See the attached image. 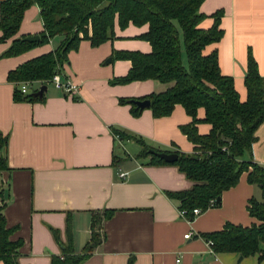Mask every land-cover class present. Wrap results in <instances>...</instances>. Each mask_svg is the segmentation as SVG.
<instances>
[{"label":"crops","instance_id":"1","mask_svg":"<svg viewBox=\"0 0 264 264\" xmlns=\"http://www.w3.org/2000/svg\"><path fill=\"white\" fill-rule=\"evenodd\" d=\"M198 11L205 16L198 24L201 30L210 29L213 14L221 12V38L206 46L203 54L216 52L220 74L232 79L243 102L248 51L264 78V0H203ZM146 31V25L119 29L115 22L111 40L97 47L80 41L62 67L63 78L76 87L70 95L47 84L40 100L19 101L14 99L17 83L7 80L20 65L56 49L61 36L20 55L0 58V136L7 139V171L0 173V181L7 184L2 215L5 226L12 229L9 239L20 243L18 264H50L51 257L62 255L51 230L57 231L63 245L70 241L75 255H82L93 242V228H100L102 240L80 264H264L256 255L209 252L201 237L225 224L256 223L247 206L251 199L260 200V190L247 183L246 173L221 193L217 206L188 222L179 216L177 201L166 194L188 191L193 183L175 166L153 164L149 157L139 156L138 141L159 152L193 153L179 129L191 120L181 106L175 105L167 117L153 118L148 109L133 117L129 106L118 102L157 93L160 85L151 80L110 84L130 68L129 61L114 57L116 53L150 52L149 44L138 39ZM41 33L38 8L31 5L14 38ZM10 41L0 43V55ZM40 87L30 83L26 93ZM203 117L204 111L198 109L196 118ZM209 129L203 122L196 125L201 136ZM112 130L125 138L114 136ZM254 136L243 161L264 171V121ZM105 212L111 215L97 226ZM187 233L189 238L184 239Z\"/></svg>","mask_w":264,"mask_h":264},{"label":"trees","instance_id":"2","mask_svg":"<svg viewBox=\"0 0 264 264\" xmlns=\"http://www.w3.org/2000/svg\"><path fill=\"white\" fill-rule=\"evenodd\" d=\"M203 0H2L0 2V43L8 40L10 45L0 58L20 55L28 49L48 43L61 36L59 46L20 65L7 74L9 82L17 83L15 100L37 101L32 93H21L20 84H49L55 73H62L67 64V54L75 51L80 41L90 46L98 45L113 38V26L119 29L131 24L147 26V31L138 39L147 42L150 52L116 53V59L129 61L127 74L113 79L110 84H127L134 81L151 80L161 86V91L138 99L148 100L147 108L153 118L167 117L173 107L179 105L190 117V123L180 127V132L193 146L191 155L174 152L177 159L171 163L184 177L193 183L188 191L167 193L169 199L178 203V210L185 212V219L192 221L191 211L203 212L218 205L221 193L232 188L242 173L246 181L260 190V200L251 199L247 206L248 215L256 223L249 227L225 224L216 232L203 234L204 241L211 242L214 253H234L240 257L256 255L264 259V171L256 164L243 161L250 153L255 140L254 133L264 121V78L259 76L256 64L247 52L243 86L246 98L240 102L233 87V81L219 72L216 52L204 55L206 46L219 41L222 32L218 28L221 12L213 14V24L208 30L198 27L205 16L198 9ZM31 5L38 8L42 33L38 42L28 43L23 38L15 39L23 12ZM184 57V63H183ZM131 101L120 99L121 105H128L131 116L140 112ZM198 109L204 111L200 121L196 118ZM199 122L210 126L207 135H198ZM120 139L125 137L112 130ZM127 138V137H126ZM7 139L0 136V173L7 171ZM139 156L149 157L150 163L167 164L148 154L151 149L143 145ZM7 197V184L0 181V264H18V241L9 239L12 229L5 226L2 210ZM111 215L105 212L97 219ZM91 246L85 253L75 255L70 241L63 245L57 231L51 230L55 241L62 248L60 257H51L50 264H80L98 245L102 236L100 228H93ZM129 264V263H128Z\"/></svg>","mask_w":264,"mask_h":264},{"label":"built area","instance_id":"3","mask_svg":"<svg viewBox=\"0 0 264 264\" xmlns=\"http://www.w3.org/2000/svg\"><path fill=\"white\" fill-rule=\"evenodd\" d=\"M49 84H51L55 89H58L61 92H63L64 94H67V95L75 93V91H76V87L71 82H69V80L67 78H63L62 73H55L53 75V77L51 78V80L49 81ZM29 85H30V83H27V82L22 83L20 85L21 93H23V94L26 93L28 88H29ZM120 174H121L122 177L125 175V173H120ZM178 213H179V216L181 218L185 219V212L183 210H179ZM199 213L200 212H199L198 209H193L191 211L192 218H195ZM185 220L190 222L187 219H185ZM189 235L190 234L187 233V234H185L183 236V238L187 239V238H189ZM205 243H206V245L208 247L209 252H212L211 242L210 241H206Z\"/></svg>","mask_w":264,"mask_h":264},{"label":"water","instance_id":"4","mask_svg":"<svg viewBox=\"0 0 264 264\" xmlns=\"http://www.w3.org/2000/svg\"><path fill=\"white\" fill-rule=\"evenodd\" d=\"M24 41L28 43H35L38 42V37L37 36H30V37H25L23 39ZM108 63V60L107 62ZM45 91V86H41L37 92L33 93L32 95L34 97L41 98L43 92ZM131 103L138 109V110H143L147 109L149 107V101L148 100H142V101H131ZM148 154L164 163L171 164L176 161L177 155L175 153H164V152H155L153 150H148ZM219 199L216 200L218 202Z\"/></svg>","mask_w":264,"mask_h":264}]
</instances>
